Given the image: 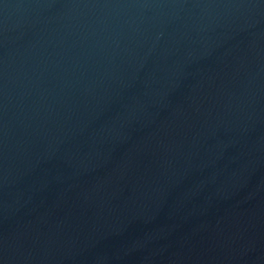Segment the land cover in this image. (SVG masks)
Here are the masks:
<instances>
[{"label": "water", "instance_id": "obj_1", "mask_svg": "<svg viewBox=\"0 0 264 264\" xmlns=\"http://www.w3.org/2000/svg\"><path fill=\"white\" fill-rule=\"evenodd\" d=\"M0 264H264V0H0Z\"/></svg>", "mask_w": 264, "mask_h": 264}]
</instances>
